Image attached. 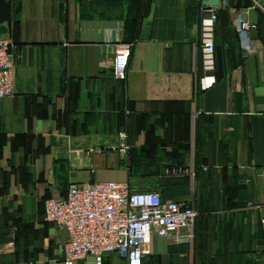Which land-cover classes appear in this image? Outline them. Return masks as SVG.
I'll use <instances>...</instances> for the list:
<instances>
[{"label": "crops", "instance_id": "1", "mask_svg": "<svg viewBox=\"0 0 264 264\" xmlns=\"http://www.w3.org/2000/svg\"><path fill=\"white\" fill-rule=\"evenodd\" d=\"M201 7L0 0V35L18 57L12 95L0 99V264H63L67 235L46 221L45 201L70 183L108 181L199 212L192 248L154 237L143 264H264V0H227L256 26L246 34L217 10L209 74ZM117 42L132 45L122 80ZM206 75L214 83L202 90ZM120 134L124 160L112 151Z\"/></svg>", "mask_w": 264, "mask_h": 264}, {"label": "built area", "instance_id": "2", "mask_svg": "<svg viewBox=\"0 0 264 264\" xmlns=\"http://www.w3.org/2000/svg\"><path fill=\"white\" fill-rule=\"evenodd\" d=\"M216 6L201 7L199 48L204 74L215 69V25L217 10L228 9L233 15L232 25L239 34L249 33L256 26L245 14L227 7V0ZM14 41L0 35V99L12 95L14 69L18 57L11 51ZM132 45L117 42L114 46L113 75L125 79ZM201 85L202 90L214 83V78ZM127 136L120 134L112 151L124 160L129 151ZM44 216L67 235L63 249V264H104L103 256L118 254L127 264H143L151 253L154 237L176 245L195 244L198 210L188 202H163L154 191H140L125 182L70 183L61 198L45 201ZM264 239V216L260 219ZM7 248L11 244L6 245Z\"/></svg>", "mask_w": 264, "mask_h": 264}, {"label": "water", "instance_id": "3", "mask_svg": "<svg viewBox=\"0 0 264 264\" xmlns=\"http://www.w3.org/2000/svg\"><path fill=\"white\" fill-rule=\"evenodd\" d=\"M217 3V0H203V6H216Z\"/></svg>", "mask_w": 264, "mask_h": 264}, {"label": "rangeland", "instance_id": "4", "mask_svg": "<svg viewBox=\"0 0 264 264\" xmlns=\"http://www.w3.org/2000/svg\"><path fill=\"white\" fill-rule=\"evenodd\" d=\"M116 263L115 264H123V261H122V258L118 255V254H116Z\"/></svg>", "mask_w": 264, "mask_h": 264}]
</instances>
